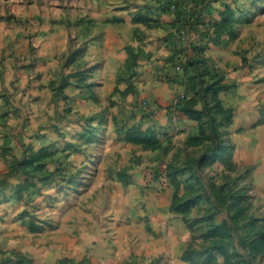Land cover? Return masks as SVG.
<instances>
[{
  "label": "rangeland",
  "instance_id": "374dc122",
  "mask_svg": "<svg viewBox=\"0 0 264 264\" xmlns=\"http://www.w3.org/2000/svg\"><path fill=\"white\" fill-rule=\"evenodd\" d=\"M150 22L193 73L157 110ZM0 264H264V0H0Z\"/></svg>",
  "mask_w": 264,
  "mask_h": 264
},
{
  "label": "crops",
  "instance_id": "0c3cea01",
  "mask_svg": "<svg viewBox=\"0 0 264 264\" xmlns=\"http://www.w3.org/2000/svg\"><path fill=\"white\" fill-rule=\"evenodd\" d=\"M157 23H147V35L141 41L143 57L138 62L139 66L137 65L135 68V74H132L133 78L129 80V84L133 83L135 86L134 91L140 92L141 95L147 97V101L152 104V109L156 110L171 103L178 95L186 91V89L191 91V79L193 78L192 72L184 76L181 71L177 72L172 67L171 62L179 53L181 45L174 37L176 35L174 29ZM170 33L172 34L170 35ZM123 41L124 37L120 35L112 38V47L115 45L116 50L108 57L109 60L110 58L115 60L127 57L126 54L119 53V45ZM123 45L125 46L126 44L123 43ZM213 52L214 50L211 47L207 55L215 59L216 54ZM193 55L196 54L194 53ZM117 62L119 61H112V64L110 62L104 64L102 70L104 84L112 83V85L117 87V84L120 83V79L124 74L116 70V68L120 67ZM165 75L172 76V82L168 83L164 79ZM176 76L177 79H175ZM189 80L191 81L189 82Z\"/></svg>",
  "mask_w": 264,
  "mask_h": 264
},
{
  "label": "trees",
  "instance_id": "16d2710c",
  "mask_svg": "<svg viewBox=\"0 0 264 264\" xmlns=\"http://www.w3.org/2000/svg\"><path fill=\"white\" fill-rule=\"evenodd\" d=\"M199 51H201V50H199ZM184 67L186 69L187 68V65L184 66ZM186 73H187V69L185 70V74ZM184 100L181 101L183 109L185 110V112H186L187 115H189V116L193 115L194 111H192L191 109L188 108V106H187L188 105V102L187 101H184Z\"/></svg>",
  "mask_w": 264,
  "mask_h": 264
}]
</instances>
